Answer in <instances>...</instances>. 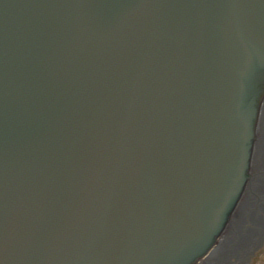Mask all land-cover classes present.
I'll return each mask as SVG.
<instances>
[{"label":"water","instance_id":"water-1","mask_svg":"<svg viewBox=\"0 0 264 264\" xmlns=\"http://www.w3.org/2000/svg\"><path fill=\"white\" fill-rule=\"evenodd\" d=\"M3 1L0 0V69L5 65L9 70L7 76L15 77L12 75L13 71L20 73V76H29L33 72H76L75 75H82L88 81L81 84L73 81L77 89L68 86L61 89L57 82L58 76L48 74L49 80L54 81L49 89L52 93V104L45 106L44 111L46 116L53 119V138L47 142L40 139V133L36 134L33 153L39 150L36 146L39 139L43 141L39 144L42 148L52 147L59 141L61 146L55 150V154L69 150L68 141H71L70 146H73L79 137L78 121L83 118V114L85 121L88 116L93 118L94 125L87 131L89 137L91 133L100 131L106 125L111 113L113 120L122 124L124 119H127L130 122L128 125L133 127L126 133L132 147L129 148L126 144L124 146L134 156L138 165L166 175V168H173L178 161L174 157L166 163L162 153H159L162 148L159 142L172 141L176 149L182 152L185 140L179 127L182 125L180 119L186 112L180 107V103L183 99L195 100V103L215 101L210 99V90L194 87L195 76L191 73L207 72L215 79L220 78L224 72H235V64L238 62L241 63V69L243 61L249 58L250 49L246 48V45L249 44L250 38L248 32L245 33L249 30L248 23L246 28L241 25L243 23L238 24L234 14L222 10L221 5L219 10L212 14L205 8L197 14V3L188 7L183 1L181 4V0H171L174 10L179 9L192 19H187L186 15L183 17L185 19H182V16L172 19L171 8L165 21L155 26L157 18L149 4L144 5L137 13L130 9L129 4L135 5L136 0H62L54 2L52 6L48 3L42 4L38 0H30L33 3H27L28 0H16L17 2L10 5V14L5 15L2 10ZM25 3L27 5H24ZM222 7L226 5L223 4ZM214 15H218L217 20H214ZM224 15L228 19H225ZM137 18H140V21ZM3 19L13 25L6 26L5 29ZM43 21L51 22L53 30L57 32L49 31L46 40L43 37L38 38L39 33L35 28ZM29 35H33V39ZM27 40L33 44H29ZM222 42L224 45L231 43L229 48H236L237 55L231 54V49L226 52ZM202 44L207 45V48L197 51L196 48ZM39 46L43 49L40 50ZM224 60L231 63L228 64ZM185 71L189 72L188 78L183 74ZM105 72L113 75L112 87L103 93H96L101 81L99 78ZM133 72L141 73L132 74ZM72 76L66 74L62 83L67 84ZM227 81H230V77ZM218 82L219 79L215 81ZM58 87L61 90H58ZM218 90L221 91L219 86ZM156 94L160 103L157 102L156 110L154 103L152 106L141 101L149 95L155 98ZM131 103L133 108L129 113H124L131 107ZM91 106L93 108L89 110ZM169 111L174 113L173 117ZM138 117H141V121L135 122ZM56 120L58 122H55ZM23 138L25 137L19 140ZM87 141L88 138L85 146ZM21 143V147H24L25 143L30 142L26 137ZM17 154L19 157L13 158L24 159L23 149ZM120 157L99 150L94 153L91 164L98 169L95 173L103 178L99 181L108 183L106 176L114 172L115 161L123 162ZM56 158L55 155L50 158V163L46 166V170L50 172L34 196L19 202L18 195L27 189L21 182L15 189L3 188L0 191V194L10 193L13 189L16 192L15 200L10 197L0 199V264H44L49 260L46 253L50 252L51 244L60 245L64 237L62 234L70 235L65 237L72 240L75 237H85L86 228L82 229L83 235L81 230L76 231L72 226L64 224L61 214L58 213L55 220V214L50 217V213L46 211L49 208L46 196L49 193L51 174L55 183H60L78 173L81 164L86 170L79 173L92 175L93 171L82 161V158L87 159L88 156L82 152L80 157L78 155L72 156V159H61L56 163L58 168L53 172L51 166H55ZM128 168L134 169L131 165ZM33 175L37 177L38 173L33 172ZM97 183L92 182V188ZM73 186L83 189L87 185L74 181ZM190 186L194 187L195 183L190 181ZM99 193L100 189L95 190L90 198ZM63 197L69 201H72L70 198L74 199L77 209H80L81 204L71 186L59 195V204L62 203ZM96 201L99 202L98 199ZM8 205H13L14 208H6ZM178 207H181L179 203ZM83 211L80 210L82 215ZM37 218L41 219L37 221L39 224L34 222ZM172 223L165 222L153 233L165 235L173 227ZM38 225L41 226L38 228ZM65 226L66 230L63 231ZM93 231L97 237H102L100 227H94ZM42 237L43 244L39 243ZM156 240L155 236L145 239L148 243H155ZM137 250L132 251L133 256L141 259V264H146V261L151 259L156 260V247L149 246L146 251L143 248ZM112 263L140 264L136 261L129 262L121 256L113 257Z\"/></svg>","mask_w":264,"mask_h":264},{"label":"rangeland","instance_id":"rangeland-1","mask_svg":"<svg viewBox=\"0 0 264 264\" xmlns=\"http://www.w3.org/2000/svg\"><path fill=\"white\" fill-rule=\"evenodd\" d=\"M259 264H264V257L262 258V262H261V263H259Z\"/></svg>","mask_w":264,"mask_h":264}]
</instances>
